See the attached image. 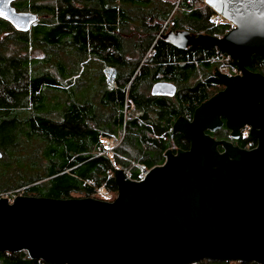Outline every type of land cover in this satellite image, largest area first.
<instances>
[{
	"label": "trees",
	"instance_id": "16d2710c",
	"mask_svg": "<svg viewBox=\"0 0 264 264\" xmlns=\"http://www.w3.org/2000/svg\"><path fill=\"white\" fill-rule=\"evenodd\" d=\"M11 5L36 14L37 21L20 32L0 19V196L10 201L21 189L24 196L99 200L102 192L116 193L115 165L125 168L133 161L151 168L170 147L172 153L188 149L187 139L172 134L171 126L177 118H191L195 107L218 92L214 59L226 54L215 47L179 49L162 35L185 30L222 36L230 24L213 22L215 14L202 0ZM33 48L42 53L29 54ZM106 66L114 69V86L105 82ZM246 69L264 75V55L252 54ZM157 81L174 84L175 94L150 95ZM110 135H121L111 155L102 142L110 143ZM232 141L244 149L256 144L248 132ZM138 172L131 168L129 178L137 179ZM200 261L195 264H229ZM0 264L54 263L20 250L0 251Z\"/></svg>",
	"mask_w": 264,
	"mask_h": 264
},
{
	"label": "water",
	"instance_id": "95a60500",
	"mask_svg": "<svg viewBox=\"0 0 264 264\" xmlns=\"http://www.w3.org/2000/svg\"><path fill=\"white\" fill-rule=\"evenodd\" d=\"M0 0V19L27 32L37 21ZM231 24L220 37L169 30L162 38L183 49L215 47L239 73L214 67L223 88L191 119L177 118L188 149L164 152L141 180L114 169L115 197H0V251L24 250L54 264H193L253 260L264 264V75L246 69L264 55V0H202ZM174 84L154 82L152 96L172 97ZM222 125L236 138L248 127L250 149L205 134ZM220 147V150H218Z\"/></svg>",
	"mask_w": 264,
	"mask_h": 264
},
{
	"label": "built area",
	"instance_id": "2783aa9c",
	"mask_svg": "<svg viewBox=\"0 0 264 264\" xmlns=\"http://www.w3.org/2000/svg\"><path fill=\"white\" fill-rule=\"evenodd\" d=\"M221 19L222 18L219 15L215 14L214 18H213V22L217 23ZM230 27H231V24H230ZM214 60L218 61V63H219L218 71L220 73H222V71H223V73L226 74V75L233 74V70L231 68H229V66L226 64V60H229L227 56L226 57L217 56ZM103 75H104L105 82L108 85H110V86H114V75H115L114 69L111 68V67H108V66L104 67L103 68ZM109 138H110V141H111V144H112L111 145V150L113 152L114 148L118 146L121 136L115 137V136L110 135ZM160 165H162V163ZM148 169L149 168H145L144 166L140 165L139 168H138L139 172H138V175H137V179H135V180L136 181L141 180L144 177V175L147 173ZM124 174H125V172H124ZM127 177L129 178V174L127 175Z\"/></svg>",
	"mask_w": 264,
	"mask_h": 264
},
{
	"label": "rangeland",
	"instance_id": "374dc122",
	"mask_svg": "<svg viewBox=\"0 0 264 264\" xmlns=\"http://www.w3.org/2000/svg\"><path fill=\"white\" fill-rule=\"evenodd\" d=\"M176 0H173V2H175ZM202 3H203V1H202ZM205 6V5H204ZM225 21V20H224ZM226 22V21H225ZM200 33H203V32H200ZM204 34V33H203ZM10 46H12V45H10ZM10 51L11 50H8L7 52H9L10 53ZM28 51H29V54H31V55H36V54H41L42 53V50L41 49H28ZM148 53H150V52H148ZM217 70H218V68H217ZM212 73H214V70H212ZM222 73H223V71H222ZM145 90V89H144ZM130 109H131V106L129 107V109H128V111H130ZM226 133L227 132H224V135L226 136ZM119 136H121V135H119ZM227 138H230L229 136H228V134H227ZM108 140L109 139H107V138H104L103 140H102V142L105 144L104 145V152L105 153H108L109 155H111L113 152H112V150H111V141H109L110 143H108ZM172 147H170V149H171ZM119 158H121V159H123V160H126L127 161V158L126 159H124L123 158V156H119ZM139 166H140V164L139 163H137V162H133V161H131V162H129V165L128 166H126L125 168L123 167V166H121V165H115V169H122L124 172H125V175L127 176L128 174H129V171H130V169L131 168H133V167H136V168H139ZM16 192L18 193L17 195H21L20 194V192H21V189H19V190H16ZM115 192H111V193H104V192H102L100 195H96V197H98L99 198V200H105V201H110V200H112L114 197H115ZM1 197H4V198H6L7 196H4V195H2ZM203 261H209V260H206V259H202ZM198 262H201V261H198ZM226 262H229V264H239V261H226ZM195 263H197V262H195ZM195 263H193V264H195Z\"/></svg>",
	"mask_w": 264,
	"mask_h": 264
},
{
	"label": "flooded vegetation",
	"instance_id": "af4514ba",
	"mask_svg": "<svg viewBox=\"0 0 264 264\" xmlns=\"http://www.w3.org/2000/svg\"><path fill=\"white\" fill-rule=\"evenodd\" d=\"M229 66V68H231L232 70H233V74H230V75H235V74H237V73H239L238 72V70H237V68L235 67V66H233V65H228ZM222 74H224V73H222ZM230 75H228V76H230ZM220 86H221V88L218 90V91H220L222 88H223V86L220 84ZM217 93V92H216ZM214 95V94H213ZM191 118H189L188 120H190ZM222 129V127H220V128H217L216 130H214V131H209V130H206L205 131V134H208V135H210L211 133H212V137L214 138V139H216V140H219V141H221V140H226V141H230L231 143H233L234 144V142L232 141V140H234L235 138H233V137H231L229 134H230V132H229V130H224V131H220ZM224 132H227L226 133V136L224 135ZM248 132V127L247 126H245L244 128H242L241 130H240V134H243V133H247ZM227 134H228V136L230 137V138H227ZM219 148V147H218ZM246 149V148H245Z\"/></svg>",
	"mask_w": 264,
	"mask_h": 264
},
{
	"label": "crops",
	"instance_id": "0c3cea01",
	"mask_svg": "<svg viewBox=\"0 0 264 264\" xmlns=\"http://www.w3.org/2000/svg\"><path fill=\"white\" fill-rule=\"evenodd\" d=\"M105 145V144H104Z\"/></svg>",
	"mask_w": 264,
	"mask_h": 264
}]
</instances>
